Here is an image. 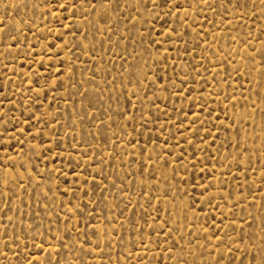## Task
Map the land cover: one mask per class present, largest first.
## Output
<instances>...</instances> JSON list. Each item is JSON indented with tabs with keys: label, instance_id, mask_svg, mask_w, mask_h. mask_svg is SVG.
<instances>
[{
	"label": "rangeland",
	"instance_id": "374dc122",
	"mask_svg": "<svg viewBox=\"0 0 264 264\" xmlns=\"http://www.w3.org/2000/svg\"><path fill=\"white\" fill-rule=\"evenodd\" d=\"M0 264H264V0H0Z\"/></svg>",
	"mask_w": 264,
	"mask_h": 264
}]
</instances>
